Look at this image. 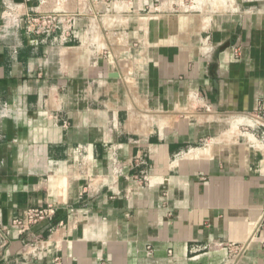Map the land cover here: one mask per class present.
Listing matches in <instances>:
<instances>
[{"label":"crops","instance_id":"1","mask_svg":"<svg viewBox=\"0 0 264 264\" xmlns=\"http://www.w3.org/2000/svg\"><path fill=\"white\" fill-rule=\"evenodd\" d=\"M196 1L0 0V264H264V0Z\"/></svg>","mask_w":264,"mask_h":264},{"label":"built area","instance_id":"2","mask_svg":"<svg viewBox=\"0 0 264 264\" xmlns=\"http://www.w3.org/2000/svg\"><path fill=\"white\" fill-rule=\"evenodd\" d=\"M74 19L60 13L34 12L26 14L23 18L22 31L25 40L30 46L37 47L39 44L52 40L59 45H66L73 37ZM5 107L0 106V116H4ZM257 126L253 131L256 144L264 145V131ZM57 213L51 205L36 208H26L14 218L12 226L18 234L30 233L33 227L53 221ZM148 252L150 249H147Z\"/></svg>","mask_w":264,"mask_h":264},{"label":"rangeland","instance_id":"3","mask_svg":"<svg viewBox=\"0 0 264 264\" xmlns=\"http://www.w3.org/2000/svg\"><path fill=\"white\" fill-rule=\"evenodd\" d=\"M196 2H197L198 4L200 3V1H199V0H197Z\"/></svg>","mask_w":264,"mask_h":264},{"label":"bare ground","instance_id":"4","mask_svg":"<svg viewBox=\"0 0 264 264\" xmlns=\"http://www.w3.org/2000/svg\"><path fill=\"white\" fill-rule=\"evenodd\" d=\"M117 10V9H116Z\"/></svg>","mask_w":264,"mask_h":264}]
</instances>
